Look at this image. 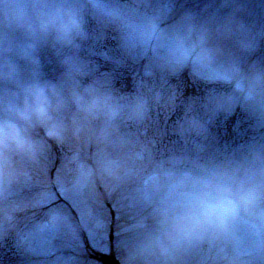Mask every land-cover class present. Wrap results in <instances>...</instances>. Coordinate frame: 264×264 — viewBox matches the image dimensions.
<instances>
[{"label": "clouds", "instance_id": "9594fccd", "mask_svg": "<svg viewBox=\"0 0 264 264\" xmlns=\"http://www.w3.org/2000/svg\"><path fill=\"white\" fill-rule=\"evenodd\" d=\"M254 8L264 0L182 11L176 0H0V227L39 205L16 193L44 173L51 144L75 142L92 159L76 186L103 183L137 209L122 264H264V138L217 147L213 133L237 110L264 127ZM140 62L132 90L117 88V72ZM185 73L230 90L189 97L172 130L182 148L157 160L140 137L154 108L175 110L183 93L170 81Z\"/></svg>", "mask_w": 264, "mask_h": 264}, {"label": "rangeland", "instance_id": "374dc122", "mask_svg": "<svg viewBox=\"0 0 264 264\" xmlns=\"http://www.w3.org/2000/svg\"><path fill=\"white\" fill-rule=\"evenodd\" d=\"M185 2L186 0H176L178 11L189 6ZM190 3L188 8L197 10L192 8L196 5L194 0H189ZM253 11L257 20L264 19V13L259 8H254ZM107 44L114 46V39L110 37ZM255 58L264 59V41H261L260 51L253 57ZM110 68L111 65H104L102 70ZM143 70L144 64L140 62L121 68L118 73L121 76L132 73L129 81L132 85L133 74H142ZM186 78H189L188 75L170 81L183 93L176 101V105L182 104L180 108H176L178 112L154 108L146 125V136L140 137L155 141L152 153L157 160L170 151L182 148V141L173 134V127L184 116L185 103L189 97H204L200 93L196 96L189 95L182 86L174 84L182 83ZM159 84L157 77L156 85ZM211 88L217 93L230 90V86L225 84H214ZM191 114L201 116L202 110L197 107ZM232 116L231 130L237 132L236 141L233 143L226 140V122L221 116L213 127L217 138L215 146L234 147L251 138H264V127H258L246 114L237 110ZM135 131L139 134V130ZM52 146L55 151L50 149L43 162L44 173L37 171L32 182L20 186L16 193L18 202L27 204L38 200L39 205L18 213L11 224L0 227V264H100L96 252L110 253L122 264L128 239L125 228L136 218L137 209L131 203L125 205L122 194H114L103 183H98L93 192L76 186V169L92 165L91 150L84 151L83 146L75 142L59 146L58 149L55 148L56 144L52 143ZM73 158L74 166L65 168L66 161ZM148 170L146 167L145 171ZM62 173L64 178L60 179ZM52 177H57L54 185L49 184L46 189L41 190L42 182ZM57 214L63 217L62 221H51L50 217Z\"/></svg>", "mask_w": 264, "mask_h": 264}, {"label": "trees", "instance_id": "16d2710c", "mask_svg": "<svg viewBox=\"0 0 264 264\" xmlns=\"http://www.w3.org/2000/svg\"><path fill=\"white\" fill-rule=\"evenodd\" d=\"M206 1L205 0H199L196 4V8L199 9V7H201ZM186 77V76H185ZM174 84H177L178 86H182L183 87V90L186 92V93H189V95H207V92H208V88H203L201 86V84H195L194 82L188 80V78H186L182 83L180 82H176ZM178 107L180 105H177ZM233 118V116H231L230 118H228L227 120H225L226 122V128L227 129L225 132V135H227V137L225 136L226 140H228V142H233L236 141V131L234 133V130H231V127H233V125L231 126V119ZM234 122V121H233Z\"/></svg>", "mask_w": 264, "mask_h": 264}]
</instances>
